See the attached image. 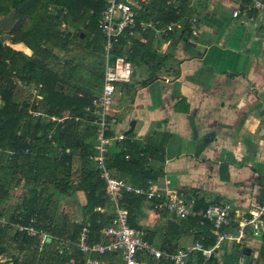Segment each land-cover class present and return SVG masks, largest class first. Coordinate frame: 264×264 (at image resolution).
<instances>
[{
    "label": "crops",
    "instance_id": "1",
    "mask_svg": "<svg viewBox=\"0 0 264 264\" xmlns=\"http://www.w3.org/2000/svg\"><path fill=\"white\" fill-rule=\"evenodd\" d=\"M161 3V0H156L150 6L153 17L161 16ZM183 4L187 5L188 10L184 5L182 9L188 11L184 16L189 25L192 17L198 20L197 37L187 32L163 37L151 36L155 39L152 47L144 49L139 65H131L130 85L121 84L118 87L110 129L114 137L120 134L125 136L133 121L135 124L131 139L141 145L159 142L162 134L168 135L161 159L158 162L150 161L146 166L158 176L153 182L154 186L159 189L196 192L205 203L228 202L233 207L235 217H239L264 203V23L248 22L243 14L238 18L232 17L234 10L241 11L243 5L247 4L246 0H186ZM138 15L144 16L140 11ZM86 23V19L79 20L72 25L64 24L63 27L68 26L73 35L80 34L81 30L87 33L88 29L84 28ZM14 24L15 20L11 30ZM11 30L5 35L8 40L5 41L6 45L32 58V52L22 42L13 41ZM81 35L83 38L80 40L71 39L67 50H53L47 70L57 77V91L70 98L86 96L92 99L101 90L102 77L97 91L91 94L89 78L93 68L90 64L92 59L87 63L83 61L88 58L86 54L92 56L96 52L92 51L91 46L87 47L93 36L83 40L84 34ZM137 38L145 46L150 41V35L146 37L139 34ZM75 42L81 44L85 56L72 55L70 59L63 57L72 54V50L76 49L73 45ZM74 58L85 65L78 66L72 61ZM16 68L9 61L0 64V109L4 106L1 95L6 92L11 95L12 102L26 107L31 122L40 120L42 125L61 123L55 120L57 115L50 113V107L40 91L36 96L39 105L34 107L32 94L12 85L8 76L11 71H17ZM79 71H88L84 80L78 74ZM31 72L36 79H40V66L33 65ZM18 78L24 81L23 76ZM29 86L36 87V83L32 81ZM88 107L84 109L86 115L89 113ZM31 109L39 115H29ZM60 114L62 117L73 115L70 111ZM111 149L112 153H117L113 144ZM2 152L3 155L11 156V152L0 148V155ZM113 174L134 186L138 184L137 179L130 175ZM19 177L21 180L14 181L9 189V198L0 205V218L9 219L25 198L33 196L27 191L31 186H26L23 178ZM74 186H77L76 182ZM44 187L41 197L51 198V210L55 207L57 214L55 227L59 231L61 229L69 235L76 225L87 222L89 215L82 210L86 205L84 192H74L71 188V196L64 198L53 185L45 183ZM105 213L110 215L111 209ZM171 219L154 214L147 202H143L130 215L133 228L141 230L144 240L157 249L164 246L176 251L190 249L194 243L191 232L169 230L166 222ZM4 231L5 234L9 232L15 236L12 229ZM43 232L50 236L48 232ZM46 244L39 253L22 250L16 256L19 261L25 260L26 263L34 255V264H78L74 263L73 248L66 251L59 244L56 247ZM52 252H57L64 260L61 263H49L52 260L46 262L40 259V256ZM5 254L4 251L0 257H6ZM12 255L15 256L14 253L9 256ZM58 256L57 260L60 259ZM99 257L84 256V263L80 264H123L109 255ZM70 259L73 262L70 263ZM140 264L167 263L147 259ZM212 264H264V238L249 236L241 245L226 244L215 253Z\"/></svg>",
    "mask_w": 264,
    "mask_h": 264
},
{
    "label": "trees",
    "instance_id": "2",
    "mask_svg": "<svg viewBox=\"0 0 264 264\" xmlns=\"http://www.w3.org/2000/svg\"><path fill=\"white\" fill-rule=\"evenodd\" d=\"M108 1L0 0V16H7L10 13H13L14 16L15 24L11 30V34L14 36L13 41L22 42L32 52V58H30L7 46L5 38H3L6 33H3L0 29V64L9 61L17 67L18 72L14 70L17 76H23V80L27 84L32 81L36 83V86L41 84L42 87L39 93L49 105L51 114L57 115L58 118L62 117L60 113L65 111H70L73 114L71 120H64L61 123L49 122L47 125H42L40 120L34 123L27 116L25 106L12 102L9 93L5 92L1 95L4 106L0 109V148L2 151L11 152V156L3 155V152L0 155V205L9 198L10 187L14 181H20L19 176H21L25 185L31 186L27 191L33 196L29 199L25 198L14 209L9 219L6 220L13 224H27L31 218H34L36 229L50 234L52 240L46 245L53 247L57 246L58 240L75 243L78 234L84 227L89 230L90 243L103 241L105 237L102 235V230L111 224L113 217L112 207L106 198V183L100 177V172L90 159L95 153L94 117L91 112L86 115L84 109L86 106L90 107L94 97L92 99L86 96L80 99L70 98L57 91V77L47 70V64L53 56L54 49L65 51L71 39L80 40L81 34H84L83 40H87L88 36H93L90 45L87 44V47L91 46L93 52L99 53L98 66L101 73L100 77L103 79L104 38L98 30V22ZM155 1L151 0L148 5L139 10L143 12L144 16L138 15L139 11H136L138 22L151 21L158 27L171 22H181L182 28L168 36L186 32L191 34L188 19L184 16L187 15L185 12L188 13L187 5L183 4L186 0L181 3L178 14L171 6L167 5L166 0H161L163 6L160 8V17L152 16L150 6ZM182 6L186 7L187 10L183 11ZM74 17L77 18L76 21H74ZM85 19L87 23L84 28L85 30L88 29L87 33L81 30L80 34L73 35L68 26L63 27L64 24L72 25L79 20L85 21ZM138 33L142 36L146 35V37L150 35L147 46L140 43L137 38L139 34L130 36L127 31H124L115 44L113 57H122L133 66L139 65L143 59L144 49L151 48L155 39L152 38L153 31L151 30ZM19 61H22V64L18 65ZM33 65L41 67L42 75L40 79H36L32 74L33 72L30 73ZM10 75L8 76L9 80ZM124 84L129 86L130 82ZM76 117L81 121H74ZM80 133L82 134L80 135ZM107 136L114 138L111 129ZM132 136L133 133L124 136L122 141L112 143L117 153H112L111 146L106 167L112 174L117 172L130 175L137 179V182L134 180L138 183L137 186L146 187L148 181L154 182L158 178L157 174L147 169L146 166L150 161L158 162L161 159L169 136L162 134L159 142H150L146 145H141L132 140ZM114 177L116 178V176ZM75 182L77 186H74ZM45 183L53 185V188L64 198L71 196L69 193L71 188L74 192L79 190L86 194V205L82 210L89 215V219L86 223L76 225L72 234L66 235L61 229L59 231V228L55 227L57 214L54 211L55 207H53V211L51 210L52 200L50 197L47 199L41 197L45 190ZM119 202L127 210L129 225L133 228L130 215L143 202H146L144 197L121 193ZM207 205L208 203H205V200L199 196L194 209L196 212L204 211ZM106 209H111L110 215L105 213ZM159 217L164 218L162 214ZM166 225L172 231L178 229L191 232L194 242L201 241L205 246L213 244L212 225L210 222L201 219V217H190L184 220L173 218L168 220ZM6 229L10 230L7 227L0 228V243L6 238V231H4ZM14 242L16 250L20 254L22 250L30 251L29 248L35 245L36 240L27 235L15 233ZM73 249L74 263H84V256L75 248ZM160 250L176 251L168 248V246H164ZM4 251L5 249L0 247V254ZM56 253L52 252L49 255L40 256V259L46 262L52 260L49 263H61L64 257H59ZM57 256L60 258L59 260H57ZM32 260H35L34 255L28 263L25 260L19 261L18 256L12 255L9 261L0 264H34ZM67 260L65 257V261ZM209 264H212V259Z\"/></svg>",
    "mask_w": 264,
    "mask_h": 264
},
{
    "label": "built area",
    "instance_id": "3",
    "mask_svg": "<svg viewBox=\"0 0 264 264\" xmlns=\"http://www.w3.org/2000/svg\"><path fill=\"white\" fill-rule=\"evenodd\" d=\"M242 10H234L233 18L243 14L248 22L264 23V0H246ZM151 0H109L106 8L101 13L98 30L104 38L102 68L103 79L100 92L91 101L88 112L94 117V155L90 159L100 172V177L106 183V198L112 207L111 224L102 230L105 240L90 243L89 230L84 227L78 234L75 243L58 240V244L66 251L75 248L83 256H108L112 255L123 264H140L153 259L156 263L167 264H209L215 253L226 244L241 245L249 236L264 238V203L256 210L246 215L235 217L233 207L225 201H212L204 211H195L199 195L186 191L172 189H159L152 181L146 187L134 186L131 183L115 178L106 167V161L113 141H122L123 135L114 138L108 137L111 127V114L114 99L120 84L132 80V66L122 57H113V49L119 36L127 31L130 36L138 32L153 31L155 37L167 36L182 28L181 22H171L158 27L153 22H138L137 10L148 5ZM178 14L183 0H167ZM198 20L190 19V32L192 37L198 35ZM136 31V32H135ZM129 45V44H128ZM12 85L21 87L33 96L32 105L37 107V94L42 85L30 87L25 81H20L13 70L10 75ZM32 117L39 114L32 109L28 112ZM73 117L65 115L55 118L56 121L71 120ZM76 117L74 121H78ZM27 152V151H26ZM121 193L133 194L144 197L149 203L151 211L160 216L184 220L190 217H201L211 223L213 244L205 246L201 241H195L190 249L185 251L168 252L157 249L143 238V232L129 225L128 212L119 202ZM100 211V209H98ZM35 219L31 218L27 224H13L0 218V228H10L20 235L35 238L36 243L30 251L40 252L51 237L41 230L36 229ZM65 252V251H64ZM73 262L70 259V263Z\"/></svg>",
    "mask_w": 264,
    "mask_h": 264
},
{
    "label": "rangeland",
    "instance_id": "4",
    "mask_svg": "<svg viewBox=\"0 0 264 264\" xmlns=\"http://www.w3.org/2000/svg\"><path fill=\"white\" fill-rule=\"evenodd\" d=\"M3 17H6V16H2L1 15L0 19L3 18ZM3 33H6L5 35H8L7 32H3ZM5 35L3 36V38H5V41H6L7 38H6ZM73 45L76 47V49L72 50L73 51L72 54L64 55L63 57H66V58L68 57L67 59H70V57H72V55L85 56V52L82 50L81 44H79L78 42H75ZM86 57H88V58H85L86 60L83 61L84 63H87V62H89L90 59H92L90 64L93 66V68H92V73H91L90 78H89V81H90L89 82L90 83L89 92L91 94H95L94 92L97 91L98 82H99V80L101 78L100 77V73H99L100 68H99V66L97 64L99 62L100 55H99V53H94V54H92V56H89L88 54H86ZM72 61H74V63H76L78 66L79 65H85L84 63H81L79 60H77L75 58ZM88 68H90V66ZM78 74L81 75L82 76V80H84L83 77L88 75V71L87 72H80L79 71ZM5 237L6 238L0 243V247H3V249H5L6 257L5 256L2 257V258L0 257V261L4 260V259L7 260L8 257H11L9 255H11L12 253H14L15 256L18 255V252L16 251L15 242H14V235L11 234V233L9 234V232H7Z\"/></svg>",
    "mask_w": 264,
    "mask_h": 264
},
{
    "label": "water",
    "instance_id": "5",
    "mask_svg": "<svg viewBox=\"0 0 264 264\" xmlns=\"http://www.w3.org/2000/svg\"><path fill=\"white\" fill-rule=\"evenodd\" d=\"M13 22H14L13 13H10L8 16L0 19V29L3 32H9L12 28ZM81 38H83V35H81ZM134 124L135 123L133 121L130 123V129L125 133V136L132 133L133 128H134ZM49 240L50 239H48V241Z\"/></svg>",
    "mask_w": 264,
    "mask_h": 264
}]
</instances>
